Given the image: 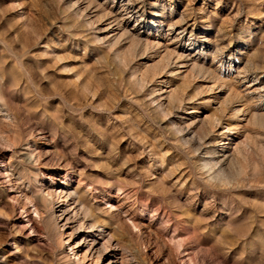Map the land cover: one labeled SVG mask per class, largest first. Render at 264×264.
I'll return each mask as SVG.
<instances>
[{"label": "rangeland", "instance_id": "rangeland-1", "mask_svg": "<svg viewBox=\"0 0 264 264\" xmlns=\"http://www.w3.org/2000/svg\"><path fill=\"white\" fill-rule=\"evenodd\" d=\"M0 111V264H264V0H0Z\"/></svg>", "mask_w": 264, "mask_h": 264}, {"label": "bare ground", "instance_id": "bare-ground-1", "mask_svg": "<svg viewBox=\"0 0 264 264\" xmlns=\"http://www.w3.org/2000/svg\"><path fill=\"white\" fill-rule=\"evenodd\" d=\"M126 22L127 21H125L122 18L120 20H116L114 18V21H113V23L115 24L114 26H116L117 30H121L122 31L121 37L129 35L130 31L126 32L124 30L125 32H123V30H122L123 27H124V24ZM156 31H157V29H156ZM139 35L138 34H137V36L134 35L135 40L136 39L140 40L138 38ZM147 36H148V34H147ZM147 44H148V42H147ZM186 56H184V57H186ZM188 57L189 56H187L185 59H188ZM190 60H191V58H190ZM0 112H3V111H0ZM52 193L55 194L56 191H52L51 193L49 192V195H54ZM59 193L60 194H57V196H59L60 199H64V201L66 203H70L71 202V206H73V208H74L72 212H68V210H65L66 209L65 207H59L60 208L59 220L63 221V222L65 221V224L63 225V228H66L71 221L76 220L77 218L80 219L83 209L81 207L79 208V206H78L79 203L78 202H77L78 205L75 203V200H74V196L76 195L75 193L72 194V193L68 192L65 188H63V190L61 192H59ZM84 209L86 210V208H84ZM83 219L84 218H81V220H83ZM85 219H86V217H85ZM84 222H86V221H84ZM83 225L86 226V224H83ZM83 225H81V226L83 228H85ZM88 229H89V232L79 242L80 246H81V244H83V246H84V248H83L85 250L84 260H87L86 258L89 255L90 259H94V258L96 259V264L97 263H100V264H125V263H123V260L121 258H119V254L116 253V250H117L118 246L115 245L113 238L109 237L110 235L108 236L105 233V230L101 226L93 225V226H89ZM104 240H107V242L103 243ZM70 248H71V245H70Z\"/></svg>", "mask_w": 264, "mask_h": 264}]
</instances>
